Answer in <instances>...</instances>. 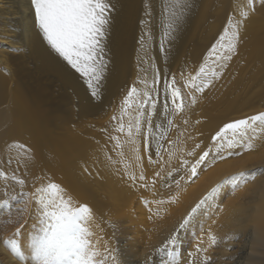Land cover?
<instances>
[{
  "label": "bare ground",
  "instance_id": "1",
  "mask_svg": "<svg viewBox=\"0 0 264 264\" xmlns=\"http://www.w3.org/2000/svg\"><path fill=\"white\" fill-rule=\"evenodd\" d=\"M199 1L181 0L182 8H173L174 0H108L111 9L103 40L105 66L96 85L98 97H94L87 78L72 69L43 40L35 24L31 0H0V170L8 176L7 180L0 178V201L17 197L9 200L8 208H0V264H20L3 241L21 224V240H29L39 215L31 193L49 182L58 184L74 206L87 205L92 210L93 239L99 241L102 250L106 247L116 256L117 264H162L167 257L161 256L157 249L177 233L191 208L226 177L239 173L244 175L233 183L223 184L190 223L179 230L172 250L178 253L176 264H264V133L255 134L250 150H246V142L222 149L224 159L213 148L215 156L199 166L197 176L190 177L184 171L175 176L184 177L179 187L164 189L160 182L154 188L151 184L149 188L134 186L137 194L134 200L131 188L126 189L117 178L112 177L108 186H104L101 174H97L99 180L93 172L74 169L82 159L89 160L92 148L99 150L94 142L99 145L102 139L78 136L76 132L55 135L58 122L70 109L73 112L68 105L74 104L78 117L83 115L87 122L86 118L122 87L127 73L136 69L138 58L156 81L153 96L157 105L155 110L150 109L153 127L149 129L145 123L140 135L153 141L159 134L155 126L161 125L164 116L160 74L180 46ZM257 1L259 8L264 5ZM237 7L248 11V17L240 24L241 34L256 39V33L264 27V17L254 14L247 0L240 1ZM174 10L179 18L171 35L166 37L169 16ZM241 19L238 15V21ZM259 87L258 92H252L254 97L247 92L235 94V90L219 99L222 106L216 112L217 131L228 122L264 112V83ZM205 111L201 112L202 117L206 116ZM99 118L90 122H99ZM201 120L200 147L204 130L212 127L205 118ZM187 134L183 133V141L176 143L177 154L188 148ZM112 137H117L120 145L117 147L115 140L113 152L128 163L127 167L134 168L127 172L139 176L143 171L145 182L173 160L168 154L152 160L139 149L135 132L134 138L127 136V127L124 132L111 133ZM203 151L200 148L195 157L191 156L193 161ZM118 171L127 175L126 169ZM13 175L24 180V185H18L11 178ZM148 191L152 194L145 199L143 194ZM173 191L176 193L172 194ZM21 193L28 195L21 198ZM210 236L216 237L215 244Z\"/></svg>",
  "mask_w": 264,
  "mask_h": 264
},
{
  "label": "snow or ice",
  "instance_id": "2",
  "mask_svg": "<svg viewBox=\"0 0 264 264\" xmlns=\"http://www.w3.org/2000/svg\"><path fill=\"white\" fill-rule=\"evenodd\" d=\"M260 3L264 4V0H260ZM247 5L250 10H254L255 0H247ZM31 6L34 10L35 24L42 34L43 40L72 69L87 78L92 95L98 97L96 85L102 78L105 66L103 40L106 36L111 9L108 0H31ZM172 7L182 8L181 0H174ZM240 16L242 19L239 21H234L229 17L228 26L225 27L219 39L212 46L208 54L209 57H215L216 60L222 61H228L232 58L239 38V25L248 17V11L241 10ZM178 18L175 10L170 13L168 31L165 32L166 37L171 35V31L174 30L173 25ZM223 66L225 65H221V67ZM219 75V72L207 67L206 58V62L200 66L196 75L190 76L185 82V87H190L194 92L202 93L212 82L209 77L218 78ZM144 83L145 90L141 92L133 86L122 101L121 119L129 109L134 113V115L129 113L130 119L127 126L129 138L133 137L134 130L135 133L141 131L142 122L146 123L149 129L153 127L151 122L153 113L150 109L155 110L157 105V99L152 95V92L155 91L156 81H153L152 88H148L146 81ZM165 85L166 89L170 90V102L173 106V108H169L168 97H166L163 111L165 118H167L173 111L182 112L186 105L180 88L175 86L174 77L171 83L166 81ZM190 96V103L195 104L196 96L191 95V93ZM113 119L115 120L117 117L114 116ZM167 124L171 127L173 121L168 119ZM155 127L160 130L159 138L167 140L168 129L161 125ZM118 131H125L123 124ZM249 132L253 135L249 136ZM257 132L264 133V112L224 124L211 137L212 145L199 154L194 162L179 159L177 168L165 170L162 167L159 171L154 172L151 187L154 188L158 182L170 187V180L179 187L180 180L184 177L181 176L180 179H176L174 173L184 171L190 177L197 176L199 166L207 160L213 148H215L216 155L220 159L225 158L222 149H232L239 143L246 142L244 146L246 150H250L251 141L256 138ZM112 139L117 140V147H119L118 138L112 137ZM168 143L175 144L174 141H168ZM199 147V144L195 146V148ZM161 148L162 145L158 143L157 155H159ZM173 155L169 151L170 158ZM187 155L195 157V149L188 152ZM136 159L139 160V156ZM149 162L152 163L151 159ZM126 174L133 185L139 181L144 182L141 184L142 187H150L149 183L145 182L146 177L143 175V171L137 176L128 173L126 166ZM243 175V173H239L236 176L226 177L191 208L179 225L177 233H174L164 246L157 249L161 256L167 257L162 264H176L178 253L172 249L177 244L179 230L190 223L198 210L216 195L223 184L233 183ZM0 178L7 180V173L0 170ZM11 178L20 186L25 183L24 180L18 179L15 175ZM4 195L7 196L8 193L5 191ZM19 195L22 198L28 194L21 193ZM16 198L9 197L0 201V208H8L9 200ZM30 198L35 201L39 215L37 224L33 225V232L29 240L22 242L21 229L23 224H21L15 229L11 237L3 241L20 264H117L116 256L106 247L102 250L99 247V241L93 239L95 234L90 225L94 218L92 210L87 205L74 206L71 197L66 198L64 190L53 182H49L46 186L36 187ZM158 203H163V201ZM210 240L212 244L216 243L215 236H210ZM197 251H200L199 247ZM205 259L210 258L206 257Z\"/></svg>",
  "mask_w": 264,
  "mask_h": 264
},
{
  "label": "rangeland",
  "instance_id": "3",
  "mask_svg": "<svg viewBox=\"0 0 264 264\" xmlns=\"http://www.w3.org/2000/svg\"><path fill=\"white\" fill-rule=\"evenodd\" d=\"M240 1L243 2L244 0H200L197 8L190 17L180 46L172 53L170 56L171 58H169L163 66L159 83L164 92H162L164 103L165 98L168 97L169 108H173L170 102V90L166 89L165 82L171 83L174 77L175 86L180 88L186 107L179 113L173 111L167 118H165V115L163 116L161 126L168 129L166 134L167 140L160 139L159 134H157L153 141L144 140L140 136L143 134L144 122H142V131L135 133V138H133L136 143H139L137 144L139 149L151 157L152 160H157L163 155H169V151H171L174 154L173 160H171V163L164 169L177 168L179 159L193 161V158L187 155L188 152H191L193 149L197 152L200 148H202L203 151L212 145L211 137L216 133L217 128H219V124L217 123L218 113L216 112H218V109L222 106V103L219 102L221 97L225 99V97L235 90V94L240 93L244 95V93L247 92L248 95L250 94L253 96L252 92H258L260 89L259 86L261 83H264V46L262 45L264 42V27L256 33V39L250 40L241 34L239 25L238 42L236 44L235 53L232 54L230 60H216L215 57H209L208 55L212 46L223 33L225 27L228 26L229 17L234 21H238V15H240L241 9L237 6ZM241 5H243V3H241ZM252 11L259 17H264V5L259 8V2L257 0H255L254 10ZM206 58L207 67L219 72L220 75L218 78L209 77L212 82L202 93L194 92L190 87H185V82L188 81L190 76L196 75L200 66L206 62ZM221 65L225 66L221 67ZM145 81L147 82L148 88L153 87L152 74L143 67L141 61L137 58L136 69L130 70L125 77L122 87L110 94L97 109L95 114L92 113V115L86 118L88 122L87 125V122L83 119L85 118L83 115L82 117H78L77 107L74 104H70L68 106L73 108V112L70 109L67 116L58 122V128H55V135L59 137L61 135L58 133L67 135L68 133L76 132L78 136H86L87 138L97 136V138L102 139V143L99 145L94 142V146H98L99 150L92 148L89 160L82 159L80 164L74 166V169L93 172L95 173L94 175L97 176V179L100 178L98 175L101 174L104 178V186H108L112 177L117 178L126 189L131 188L130 194H135L133 200L136 199L137 196L134 186H139L143 182L138 181L133 185L126 177L127 175H123L121 172L119 173L118 169H126L128 163H124L123 160L120 159V156L118 157L117 154L113 152L115 140L111 139V133H119L120 131H118V129L121 124L124 125V128L128 126L130 119L129 113L132 115H134V113L129 109L128 112L123 114L121 119L122 101L133 86L141 92L145 90ZM42 82L46 83L44 80ZM45 87L50 88L46 84ZM155 89H157V87ZM153 93H155V91L152 92V95ZM190 93L196 96L195 104L190 103ZM204 109H206V116L202 117L201 112H203ZM98 111H100V113ZM199 115L201 118H205L206 122L211 124L212 127L204 130L202 146L200 148H195L198 144V130L202 123ZM98 116L101 117L99 118ZM114 116L117 117V119L114 120ZM98 118L100 119L99 122H90V120H98ZM168 119L173 121L171 127L167 124ZM185 121H187V123H185ZM187 132L190 138L188 148L185 151H180L182 153L177 154L179 149L176 143H181L183 141L182 137H185L183 133L186 134ZM168 141H174L175 144H169ZM158 143L162 145L159 155H157ZM214 156V152L212 151L208 158L213 159ZM127 169L134 168L127 167ZM135 169L138 168L136 167ZM180 172L174 173V175L179 176L178 174ZM151 178H149L147 183L151 184ZM177 178L180 179V177H176V179ZM169 184L171 185L170 187L163 185L164 189H174L176 186L171 180ZM175 193L176 191H173L172 194ZM151 194L152 193L148 191L145 192L143 196L147 199ZM144 206H147V203Z\"/></svg>",
  "mask_w": 264,
  "mask_h": 264
}]
</instances>
